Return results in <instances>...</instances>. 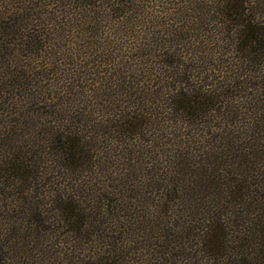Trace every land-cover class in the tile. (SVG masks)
<instances>
[{
    "label": "rangeland",
    "instance_id": "374dc122",
    "mask_svg": "<svg viewBox=\"0 0 264 264\" xmlns=\"http://www.w3.org/2000/svg\"><path fill=\"white\" fill-rule=\"evenodd\" d=\"M215 1L0 0V59L10 57L14 62L12 68L2 66L0 76H6L17 69L27 74L23 80L29 83V86L24 85L25 90L15 85L0 86L5 91L6 102L0 103V137L18 133V138H28V133L36 130L23 125L40 116L43 119L38 121L42 124L63 117L64 125L68 121L67 115L75 117L82 113L80 131L93 139L92 147L95 149L92 151L97 155L96 162L100 170L92 178L74 182L75 186L79 183L83 185L73 187L72 191L75 199L84 202L92 197L97 206L102 207V212L106 213L104 218L111 223L106 225L107 228H116L108 231V236L114 234L111 231H124L142 237L141 223L147 221L150 209L127 197L139 200L145 196L150 203L163 198L147 180L146 171L151 163L158 170L157 175L168 176L170 171H177L175 164L170 162L172 155L179 153L175 147L179 140H190L191 143H197L196 147H208L214 136L221 133V130L212 128H217L218 119L211 120L212 129L206 128L207 117L199 120L204 126L192 127L191 123L188 125L182 122L183 116L179 119V115L169 112L167 95H170L174 87L179 89L180 86L167 77L168 70L159 61V56L167 55L185 66L187 72L183 73L186 78L189 77L188 91L199 88L203 91H216L217 83L222 87L232 83L233 76L239 72L236 71L238 65L243 70L248 69L240 59L245 53L236 51L238 39L235 38L234 27L216 13ZM201 59L206 63H201L202 66L211 64L215 69L214 77L210 69L205 68L203 72L197 69ZM165 70L167 73L163 74ZM114 72L116 74H112ZM110 73L116 78L125 77L129 85L136 83V90L132 91L136 97L144 92L155 98L151 106L156 116L155 124L146 132L144 144L139 141L126 142L122 137L114 142L112 136L106 137L103 134L102 141L94 134L96 126L119 119L108 116L114 106H120L114 111L118 114L122 107L123 112L126 111L125 107L135 104L134 98H131L133 103H124L128 97L124 90L127 87L105 86L104 81L108 80ZM161 74L164 77H160ZM28 90L36 99L43 98L39 97L40 94H44L45 99L39 100L40 105H31V101L27 102L30 99L26 95ZM232 92V97L227 94L228 98L225 97L224 102L237 100L242 95L239 91ZM250 95L252 92L245 90L244 96L247 99L253 98ZM254 95L257 96L256 93ZM231 104L221 105V108L224 106L221 112L228 113L225 106L229 108ZM70 106L75 112L72 115L68 113ZM185 119L190 121V118ZM131 142L139 145L135 151L144 159L140 162L145 161L148 166L137 162H130L123 168L118 166L119 163L125 164L120 156L128 150L126 144ZM45 159L47 166L50 165V158ZM126 169L128 172H124ZM126 174L128 176H124ZM133 177L137 178V182H133ZM57 180L62 183L60 190L65 191L68 181L60 174ZM134 185L135 190L132 188ZM25 188L22 187L24 193L20 191V194L19 190L7 194L0 191V264H84L87 257H96L99 248L100 251L104 248L101 241L100 244L90 243L70 233L63 224L51 220L55 213L54 202L51 203L53 193L44 195V189ZM86 190L89 197H85ZM118 198L121 201L116 202ZM37 201L51 217V221L42 224L40 231L35 230L38 226L30 215L31 211L27 209L29 202ZM127 203H132L129 205L130 212L117 210L118 204L128 207ZM145 212H148L147 215ZM43 216L47 217L45 213ZM130 234L127 233L126 237L129 238L124 239V249L132 246L129 240L133 236ZM103 235L105 241L106 234ZM140 237L136 239L140 241ZM138 246L144 247L142 243ZM131 258L132 261H127L133 264H142L144 260H141L144 258L141 256ZM147 259L149 257L145 258L143 264H149Z\"/></svg>",
    "mask_w": 264,
    "mask_h": 264
},
{
    "label": "trees",
    "instance_id": "16d2710c",
    "mask_svg": "<svg viewBox=\"0 0 264 264\" xmlns=\"http://www.w3.org/2000/svg\"><path fill=\"white\" fill-rule=\"evenodd\" d=\"M215 2V8L218 10L216 13L234 27L235 38L238 39L236 51L245 53L239 57L248 69L243 70L238 65L236 71L239 72L232 75V83H224V87L217 83L216 91H203L204 89L200 88L188 91L189 77H185V66L167 55L159 56L160 64L168 70L167 77L180 86L179 89L174 87L170 90V95H167L169 112L179 115V119L183 116V121H180L188 125L191 123L192 127L204 126L199 120L207 117L206 128L218 129L221 133L217 137L214 136L208 147H196L197 143H191L190 140H179V144L175 145L179 153L172 155L170 162L175 164L177 171L172 169L174 172L170 171L168 176L157 175L158 170L151 163L146 171L147 180L163 198L150 203L145 196L139 200L127 197L128 200L139 202L150 209V215L145 212L147 221L141 223L142 237L124 231H111L114 234L108 236V231L116 228H107L106 225L110 221L104 218L106 213L102 212V207L99 208L92 197L84 202L74 197L72 188L82 184L75 186L74 182L92 178V175L100 170L98 161L96 162L97 155L92 151L95 149L92 147L93 139L80 131L79 126L83 123L80 121L82 113L76 112L77 116L74 117L72 112H75L70 106L68 113L72 116H66L68 121L64 125L63 117L58 121H46L42 124L38 121L43 119L40 116L23 125L36 130L34 133H28V138H18V133L0 137V191L7 194L19 190L20 194V191L23 192L22 187H26L25 189L31 190L44 189V195L53 193L51 203L54 202L55 213L51 220L63 224L75 236L85 238L90 243L100 244L101 241L104 246L101 251L99 248L96 257H87L84 264H133L127 259L132 261L131 257L137 259L138 256L144 257L141 258L144 259L142 264L146 257H149V264H264V0ZM203 60H200L197 69L202 72L205 68L210 69L209 72H212L214 77L215 69L211 64L202 66L201 63H205ZM13 63L10 57H4L0 59V68H12ZM149 69L151 70V66ZM166 70L163 74L167 73ZM163 74L160 77H164ZM7 75L0 76V86L15 85L23 87V90L24 85L29 86V83L23 80L27 78L24 71L15 69ZM104 83L105 86L127 87L124 90L125 96L128 97L124 99V103L132 102L131 98H134L135 104L125 107L126 111L123 112L122 107L118 114L114 111L120 106L112 107L108 116H116L119 119L96 126L95 136L102 141L104 136L110 135L114 142L122 137L126 142L130 140L144 144L146 132L155 124L156 116L151 108L155 98L144 92L136 97L132 92L136 90V83L129 85L123 76L116 78L110 73ZM139 83L138 81L137 84ZM233 90L242 92V95L237 100L224 102L225 97L228 98L227 94L232 97ZM245 90L252 92V99L244 96ZM29 91L26 94L30 97L27 102L40 105L44 94L38 93L39 97H43L39 101L30 95ZM4 94L5 91L0 87V103L3 104L6 103ZM224 103H232L230 110L225 106L227 112L229 111L226 114L221 112L224 108H221V105H225ZM147 104L150 107H147ZM44 116L48 119L47 115ZM185 118H190V121ZM215 119H218L219 124L217 128H211V120ZM90 129L92 133V127ZM126 146L128 150L123 151L124 155L120 156L125 164L119 163L118 166L123 168L130 162L149 165L145 161L140 162L144 159L135 151V147L139 145L131 142ZM45 157L50 158L48 166ZM139 170L144 172L143 169ZM124 172H128L127 169ZM59 174L68 181L65 191L60 190L62 183L57 180ZM133 178L135 182L137 178ZM85 193V197H89L87 190ZM198 195L201 197L197 198ZM115 201L119 202L121 199ZM131 204L127 203L128 207L118 204L117 210L128 212ZM27 206L38 226L35 230L40 231L42 224L51 221L48 211H45L38 201L29 202ZM44 213L47 217L43 216ZM127 233L133 236L129 240L132 246L124 249V239L129 238L126 237ZM103 234H106L105 241ZM137 237L141 240L136 239ZM141 243L143 248L138 246Z\"/></svg>",
    "mask_w": 264,
    "mask_h": 264
}]
</instances>
